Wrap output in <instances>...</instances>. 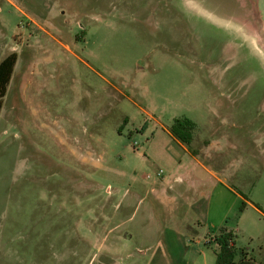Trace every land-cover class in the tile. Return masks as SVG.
I'll list each match as a JSON object with an SVG mask.
<instances>
[{"label":"rangeland","instance_id":"1","mask_svg":"<svg viewBox=\"0 0 264 264\" xmlns=\"http://www.w3.org/2000/svg\"><path fill=\"white\" fill-rule=\"evenodd\" d=\"M13 52L0 264H264V0H0Z\"/></svg>","mask_w":264,"mask_h":264},{"label":"trees","instance_id":"2","mask_svg":"<svg viewBox=\"0 0 264 264\" xmlns=\"http://www.w3.org/2000/svg\"><path fill=\"white\" fill-rule=\"evenodd\" d=\"M18 62L17 53L13 52L7 55L0 62V110L3 105V99L7 94L8 86L12 80L15 67ZM194 124L190 120H177L174 126V136L185 143L192 141V130ZM235 234L223 228L219 235L213 240L216 244V264H257L253 259L245 256L240 261H235L236 252L234 250Z\"/></svg>","mask_w":264,"mask_h":264},{"label":"crops","instance_id":"3","mask_svg":"<svg viewBox=\"0 0 264 264\" xmlns=\"http://www.w3.org/2000/svg\"><path fill=\"white\" fill-rule=\"evenodd\" d=\"M34 3V2H33ZM36 4V6L37 7H39V8H41L42 7V3H35ZM29 5H32V4H28V2H26V10L28 11V10H30V11H32L30 8H33V7H30ZM29 12V11H28ZM30 14H32V13H30ZM32 22V21H31ZM34 23V22H33ZM34 25L36 26V27H38V25L36 24V23H34ZM6 57V56H5ZM5 57H3L1 60H3Z\"/></svg>","mask_w":264,"mask_h":264}]
</instances>
